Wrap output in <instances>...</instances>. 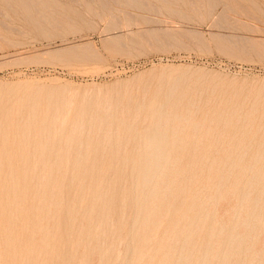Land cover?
Returning <instances> with one entry per match:
<instances>
[{
  "label": "rangeland",
  "instance_id": "1",
  "mask_svg": "<svg viewBox=\"0 0 264 264\" xmlns=\"http://www.w3.org/2000/svg\"><path fill=\"white\" fill-rule=\"evenodd\" d=\"M28 1L0 0V264H264V0Z\"/></svg>",
  "mask_w": 264,
  "mask_h": 264
},
{
  "label": "bare ground",
  "instance_id": "2",
  "mask_svg": "<svg viewBox=\"0 0 264 264\" xmlns=\"http://www.w3.org/2000/svg\"><path fill=\"white\" fill-rule=\"evenodd\" d=\"M8 1H9V0H8ZM27 1H28V0H27ZM33 1H34V0H33ZM35 1H36V0H35ZM101 1H102V0H100V2H101ZM105 1H106V0H105ZM113 1H115V0H112V2H113ZM127 1H128V0H127ZM189 1H190V0H189ZM189 1H188V2H189ZM218 1H219V0H218ZM3 2H5V1H3ZM38 2H39V1H38ZM102 2H103V1H102ZM130 2H131V1H130ZM216 2H217V1H216ZM6 3H7V1H6ZM10 3H11V2H10ZM28 3H30V2L28 1ZM31 3H32V2H31ZM35 3H36V2H34V4H35ZM140 3H141V1H140ZM144 3H145V2H144ZM147 3H148V2H147ZM218 3H219V2H218ZM102 4H103V3H102ZM105 4H108V1H107V3L105 2ZM113 4H114V2H113ZM115 4H116V2H115ZM118 4H119V3H118ZM142 4H143V2H142ZM220 4H221V2H220ZM222 4H223V3H222ZM150 5H151V3H150ZM26 6H27V5H26ZM32 6H33V4L31 5V7H32ZM102 6H104V5H102ZM109 6H110V5H108V7H109ZM119 6H120V4H119L117 7H119ZM143 6H144V4H143ZM146 6H147V5H146ZM146 6H145V8H146ZM219 6H220V5H219ZM224 6H225V5H224ZM240 7H241V6H240ZM105 8H106V7H105ZM122 8H123V7H122ZM122 8H121V9H122ZM125 8H126V7H125ZM153 8H155V7H153ZM242 8H243V6H242ZM35 9H36V8H35ZM111 9H112V7H111ZM195 9H197V8L195 7ZM224 9L226 10V9H228V8L225 7ZM29 10H31L30 7H29ZM112 10L114 11V9H112ZM123 10H125V9L123 8ZM154 10H155V9H154ZM125 11H126V10H125ZM195 11H196V10H195ZM119 12H120V10H119ZM128 12H129V11L127 10V13H128ZM154 12H157V11L155 10ZM242 12H243V11H242ZM107 13H108V12H107ZM120 13H122V11H121ZM127 13L125 12V14H127ZM0 14H1V13H0ZM123 14H124V13H123ZM128 14H129V13H128ZM114 15H115V14H114ZM132 15H133V14H132ZM1 16H2V15H1ZM109 16H111V17L114 18V16H112V14L109 15ZM128 16H130V14H129ZM130 17H131V16H130ZM132 17H134V16H132ZM115 20H117V17H116ZM215 22H216V21H215ZM1 26H3V25H1ZM44 26H45V25H44ZM6 27H7V26H6ZM13 31H14V29H13ZM15 31H16V30H15ZM15 31H14V33H15ZM171 31H172V30H171ZM178 31H180V30H177V32H178ZM181 31H182V30H181ZM139 32H140V31H138V33H139ZM1 33H2V32H1ZM18 33H19V32H18ZM18 33H17V34H18ZM19 34H20V33H19ZM139 34H141V33H139ZM142 34H143V33H142ZM182 34H183V33H182ZM3 35H4V34H3ZM20 35H21V34H20ZM157 35H158V34H157ZM179 35H180V34H179ZM140 36H141V35H140ZM159 36H160V35H159ZM180 36H181V35H180ZM180 36H179V37H180ZM184 36H185V35H184ZM145 37H146V36H145ZM185 37H186V36H185ZM163 40H164V39H163ZM241 40H243V39H241ZM13 41H15V40H13ZM144 41H145V40H144ZM164 41H165V40H164ZM229 41H230V40H229ZM236 41H237V40H236ZM7 42H8V41H7ZM9 43H11V42H9ZM17 43H18V42H17ZM18 44H19V43H18ZM21 44H22V43H21ZM121 44H122V43H120V45H121ZM9 45H11V44H9ZM11 46H12V45H11ZM12 47H14V46H12ZM79 47H80V46H79ZM81 47H82V46H81ZM81 47H80V48H81ZM122 47H124V46H122ZM68 48H69V49H67V48H66V49H62V51H66V50H70V49H75V48H78V46H73V47L70 46V47H68ZM48 52L50 53V51H48ZM48 52H46V53H48ZM55 52H56V51H55ZM57 52H58V51H57ZM245 52H246V51H245ZM49 53H48V54H49ZM245 54H246V53H245ZM106 93H107V92H106ZM129 94H130V93H129ZM130 95H131V94H130ZM105 96H106V95H105ZM83 99H84V98H83ZM164 99H165V98H164ZM157 102H158V101H157ZM160 104H162V103L160 102ZM193 104H194V103H193ZM143 105H144V103H142V106H143ZM137 106H140V105H137ZM144 106H146V105H144ZM193 106H194V105H193ZM47 107H48V103H47ZM109 107H110V106H109ZM48 108H49V107H48ZM70 108H71V107H70ZM137 108H140V107H137ZM162 108H163V107H162ZM157 109H158V108H157ZM191 109H192V107H191ZM196 109H197V108H196ZM45 110H48V109H45ZM55 110H56V109H55ZM64 110H65V109H64ZM142 110H143V109H142ZM142 110H141V111H142ZM160 110H161V109H160ZM192 110H193V109H192ZM62 111H63V110H62ZM70 111H71V109H70ZM70 111H69L68 113H71ZM171 111H172V110H171ZM49 112H50V111H49ZM49 112H48V113H49ZM56 112H57V111H56ZM66 112H67V108H66ZM180 112H182V111H180ZM197 112H198V110H197ZM12 113H13V112H12ZM54 113H55V112H54ZM126 113H127V112H126ZM138 113H139V112H138ZM163 113H164V112H163ZM190 113H191V112H190ZM43 114H44V113H43ZM64 114H65V113H64ZM127 114H128V113H127ZM152 114H153V115H160V114H162V113H157V114H156V113H153V112H152ZM181 114H183V113H181ZM181 114H179L180 117H181ZM54 115H55V114H54ZM54 115H53V116H54ZM57 115H58V114H57ZM57 115H55V118L57 117ZM65 115H66V114H65ZM192 115H194V114H192ZM192 115H191V117H192ZM261 115H262V114H261ZM36 116H37V115H36ZM46 116H48V115H46ZM51 116H52V115H51ZM63 116H64V115H63ZM109 116H110V115H109ZM122 116H123V115H122ZM125 116H126V115L124 114L123 117H125ZM110 117H111V116H110ZM129 117H130V116H129ZM129 117H128V118H129ZM191 117H190V118H191ZM34 118H36V117H34ZM44 118L46 119V117H44ZM116 118H117V117H116ZM120 118H121V116H120ZM133 118H134V117H133ZM143 118H144V117H143ZM39 119H40V118H39ZM52 119H54V118L52 117ZM56 119H57V118H56ZM60 119H61V117H60ZM63 119H65V118L63 117ZM68 119H70V118H68ZM144 119H145V118H144ZM179 119H180V118H179ZM28 120H29V119H28ZM35 120H36V119H35ZM101 120H102V119H101ZM116 120H117V119H116ZM119 120H120V119H119ZM124 120H125V119H124ZM127 120H128V119H127ZM203 120H204V119H203ZM203 120H202V123L205 122V121L203 122ZM36 121H37V120H36ZM44 121H45V120H44ZM53 121H54V120H53ZM65 121H66V120H65ZM65 121H64V122H65ZM79 121L81 122V120H78V123H79ZM151 121H152V120H151ZM198 121H199V120H198ZM28 122H29V121H28ZM32 122H33V121H32ZM47 122H48V121H47ZM55 122H56V120H55ZM59 122H60V121H59ZM64 122H63V124H64V126H65V123H66V122H65V123H64ZM72 122H73V121H72ZM75 122H76V121H74L73 123H75ZM101 122H102V121H101ZM132 122H133V121H132ZM35 123H36V122H35ZM49 123H51V121H49ZM61 123H62V122H61ZM67 123H68V122H67ZM73 123H71V124H73ZM76 123H77V122H76ZM120 123H121V122H120ZM123 123H124V121H123ZM126 123H127V122H126ZM128 123H129V122H128ZM191 123H192V122H191ZM198 123H201V121L198 122ZM211 123H212V122H211ZM211 123H210V125H209L208 127L212 126ZM36 124H37V123H36ZM36 124H35V125H36ZM53 124H54V123H53ZM53 124H52L51 126H54ZM63 124H62V126H63ZM68 124H69V123H68ZM101 124H102V123H101ZM121 124H122V123H121ZM124 124H125V123H124ZM195 124L197 125V122H195ZM21 125H22V124H21ZM27 125H28V124H27ZM35 125H34V126H35ZM48 125H49V124H48ZM79 125H80V124H78L77 126H79ZM99 125H100V124H99ZM126 125H127V124H126ZM139 125H140V124H139ZM149 125H151V124H149ZM203 125H204V124H203ZM205 125H206V123H205ZM24 126H25V125H24ZM55 126H56V125H55ZM57 126H59V123H58ZM57 126H56V128H57ZM74 126H76V124H75ZM81 126H82V124H81ZM100 126H101V125H100ZM179 126H180V125H179ZM200 126L202 127L201 124H200ZM229 126H232V125H229ZM29 127H30V126H29ZM31 127H32V126H31ZM70 127H71V125H70ZM72 127H73V126H72ZM126 127H127V126H126ZM193 127H194V126H193ZM197 127H198V126H197ZM225 127H226V126H225ZM232 127H233V126H232ZM12 128H13V127H12ZM23 128H24V127H23ZM32 128H35V127H32ZM36 128H37V127H36ZM36 128H35V130H36ZM50 128H51V127H50ZM50 128H49V129H50ZM52 128L54 129V127H52ZM59 128H60V127H59ZM68 128H69V127H68ZM210 128H212V127H210ZM61 129H63V128L61 127ZM70 129H71V128H70ZM75 129H77V128L75 127ZM79 129H81V128L79 127ZM89 129H90V128H89ZM97 129H99V128H97ZM193 129H194V128H193ZM18 130H19V129H18ZM30 130H31V129H30ZM30 130H29V131H30ZM33 130H34V129H32L31 131H33ZM148 130H149V128H148ZM148 130H147V131H148ZM189 130H190V129H189ZM189 130H188V131H189ZM208 130H211V129H208ZM44 131H45V130H44ZM55 131L57 132V130H55ZM55 131H54V132H55ZM58 131H59V130H58ZM61 131H62V130H61ZM88 131H89V130H88ZM96 131L98 132V130H96ZM96 131H95V132H96ZM152 131H153V130H152ZM47 132H48V131H47ZM56 132H55V133H56ZM69 132H70V131H69ZM139 132H140V131H139ZM186 132H187V131H186ZM35 133H36V132H35ZM35 133H34V134H35ZM40 133H41V132H40ZM50 133H51V132H50ZM52 133H53V132H52ZM70 133H71V132H70ZM149 133H150V132H149ZM31 134H32V133H31ZM48 134H49V132H48ZM71 134H72V133H71ZM71 134H70V135H71ZM29 135H30V134H29ZM49 135H50V134H49ZM55 135H56V134H55ZM188 135H189V133H188ZM34 136H37V133H36ZM50 136H51V135H50ZM50 136H49V137H50ZM140 136H141V135H140ZM181 136H182V135H181ZM32 137H33V136H32ZM51 137H52V136H51ZM146 138H148V140H151V139H152L151 136L146 137ZM30 139H31V138H30ZM32 139H33V138H32ZM32 139H31V140H32ZM36 139H37V138H36ZM68 139H69V137H68ZM68 139H66V141L69 142ZM55 140H56V139H55ZM55 140H54V141H55ZM34 141H35V140H34ZM40 141H41V140H40ZM44 141H45V140H44ZM51 141H52V140H51ZM54 141H53V143H54ZM66 141H65V143H66ZM71 141H72V139H71ZM30 142H31V141H30ZM44 143H46V141H45ZM71 143H72V142H71ZM73 143H74V142H73ZM51 144H52V143H51ZM67 144H68V143H67ZM67 144H66V145H67ZM74 144H75V143H74ZM45 145H46V144H45ZM49 145H50V144H49ZM70 146H71V145H70ZM41 147H42V146H41ZM43 147H45V146L43 145ZM64 147H65V145H64ZM67 148H68V146H67ZM65 149H66V147H65ZM69 149H71V148L69 147ZM40 150H41V149H40ZM40 150H39V151H40ZM42 150H43V149H42ZM42 150H41L40 152H42ZM47 150H48V149H47ZM47 150H46V151H47ZM66 150H68V149H66ZM43 151H44V150H43ZM64 151H65V150H64ZM22 153H23V151H22ZM37 153L39 154V152H37ZM63 153H64V152H63ZM42 154H43V153H42ZM66 154H67V153H66ZM69 154H70V153H69ZM28 155H29V154H28ZM40 155H41V154H40ZM40 155H39V156H40ZM67 157H68V156H67ZM67 157L65 156V158H67ZM57 159H58V158H57ZM25 160H26V159H25ZM35 161H36V160H35ZM38 161H39V160H38ZM66 161H68V160H66ZM53 162H54V161H53ZM69 162H70V161H69ZM81 162H82V161H81ZM37 163H38V162H37ZM50 164H51V163H50ZM76 164H77V163H76ZM25 165H26V163H25ZM77 173H78V172H77ZM184 215H185V214H184ZM112 227H113V226H112ZM119 256H120V255H119Z\"/></svg>",
  "mask_w": 264,
  "mask_h": 264
}]
</instances>
